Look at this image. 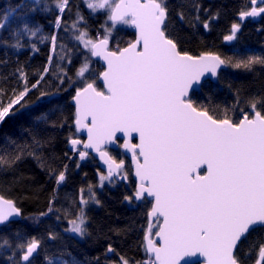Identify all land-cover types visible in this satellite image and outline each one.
I'll list each match as a JSON object with an SVG mask.
<instances>
[{"label": "snow or ice", "instance_id": "snow-or-ice-1", "mask_svg": "<svg viewBox=\"0 0 264 264\" xmlns=\"http://www.w3.org/2000/svg\"><path fill=\"white\" fill-rule=\"evenodd\" d=\"M83 3L93 15L105 14L101 24L103 35L99 31L95 38L90 35L79 6L75 19L70 22L63 19L65 12L72 14L70 0H20L0 17V34L6 27L9 29L8 37L0 35V47L19 49L23 47L22 36L35 37L43 27L32 19L33 13H56L55 20L50 21L51 33L42 38L50 41V53L43 70L36 73L35 83L29 86L27 73L18 67L17 78L23 87L12 88L11 95L0 87V122L50 95L75 87L72 96L75 132L69 135L68 144L78 155L76 167L89 157L91 150L106 165V174L98 171L100 188L105 182L115 185L118 180L127 181L125 161H118L108 151L110 145L122 147L131 154L136 178L134 191L124 199L130 204L147 201L151 205L142 244L145 258L130 260L109 244L105 255L117 254L119 264H181L182 261L188 264L186 257L197 256L203 264H246L253 249H258L255 264H264V96L249 100L250 111L240 108L241 116L236 119L227 111L222 116L210 112L189 95L194 85L205 86L201 78L206 74L218 77L222 67L252 71L254 65H264V57L249 55L233 61L210 51L200 55L182 51L168 34V0H83ZM258 3L261 6L241 10L239 20L264 14V0H250L251 5ZM193 8L199 13L198 4ZM178 16L185 19L183 12H178ZM10 17L15 21L11 26ZM216 18L218 14L201 21L197 14L190 26L195 27L199 22L208 30L210 21ZM118 25L135 29V39L127 42V46L122 47L114 36ZM60 29L70 33L69 38L78 45L69 48L58 43L62 39L57 32ZM240 30L241 23H233L224 40H236ZM13 39L16 43H11ZM31 48L39 51L35 44ZM77 53L83 59L74 78L61 62L71 65ZM92 58L103 61L102 71L91 67ZM48 76L59 82L55 92L40 88ZM65 83L68 87L62 88ZM33 90L39 95L30 103L26 97ZM81 132L86 133V140L74 138ZM118 134L123 136L122 145L117 144L121 139ZM27 155L45 168L46 160L35 151ZM24 157L25 152L20 149L11 159L0 156V165L7 170ZM67 167L64 165L59 171L47 168L50 178L55 179L54 193L66 181ZM55 203L53 196L48 201L47 212L39 215L61 211L54 207ZM71 203L77 210L64 231L84 238L90 234L86 209L90 203L99 205L100 200L89 185L87 195L81 188L78 199ZM64 211L67 218L69 213ZM21 215V209L12 199L0 195V226ZM60 219L57 215V220ZM154 228L157 230L153 231ZM58 236L56 232L48 233L50 241ZM0 240L3 246L12 247L6 237ZM41 245L40 239L32 237L16 245L19 259H13L16 251L9 259L12 264H32ZM44 261L76 264L63 254H46Z\"/></svg>", "mask_w": 264, "mask_h": 264}, {"label": "trees", "instance_id": "trees-1", "mask_svg": "<svg viewBox=\"0 0 264 264\" xmlns=\"http://www.w3.org/2000/svg\"><path fill=\"white\" fill-rule=\"evenodd\" d=\"M20 0H0V17L5 11L14 7ZM170 13L168 20V34L173 37L182 51H188L192 55H200L210 51L222 58L246 59L249 55L264 57V15L257 21L247 20L241 24V30L237 39L231 44L224 40V36L230 34L231 25L239 23L238 17L241 10H250V0H168ZM200 6L199 13L194 11L193 6ZM72 14L65 12L63 19L70 22L75 19L76 6L87 20L90 35L95 38L99 31L103 35L101 24L106 16L103 12L91 14L83 0H70ZM178 12L184 13V20L178 16ZM200 16L201 21L218 14V18L210 21V28L205 30L202 23L197 22L191 27L193 18ZM56 13H33L32 19L43 25L37 36H22L20 43L23 47H0V87L11 95L12 88L18 90L23 87L18 80L16 69L22 67L28 76L29 86L35 83L38 71H42L50 53V41L42 40L52 31L50 21L55 20ZM15 23L12 17L8 25ZM118 31L114 32L121 46L134 39V33L129 26L118 25ZM62 38L58 43H65L69 48L78 45L77 41L70 39V33L63 29L57 30ZM3 37L9 36L6 27ZM11 43H16L13 39ZM114 43V42H113ZM35 44L39 51H33L31 45ZM60 49L57 48V52ZM83 55L77 53L72 64L61 62L67 67L70 76L75 78L76 69L79 67ZM56 57L54 56V63ZM91 67L96 71H102L97 61L92 59ZM58 81L53 76L46 77L41 83V90L55 92ZM98 86L100 84L97 82ZM200 91L191 93V98L199 106L207 108L210 112L222 116L227 111L230 117L239 119V109L250 111L247 102L256 96H264V65L256 64L252 71L226 67L220 70L215 83L204 81ZM62 88H67L65 83ZM75 93V87L67 91H60L56 95L48 96L43 102L33 104L16 114L5 118L0 122V156L11 159L20 149L25 152V157L17 162L12 168L5 170L0 165V195L6 199H12L16 206L21 209V221H13L6 226L0 227V237H6L12 247L2 245L0 240V264H12L9 257L13 251L19 259V249L16 245L25 243L32 237L42 241L41 250L32 261V264H45L44 256L47 254H63L65 259L75 260L76 264H119V256L115 253L105 255L109 244L116 249L117 253L130 260L140 261L145 258L142 244L147 229V212L150 205L147 201L131 204L124 199L125 195L133 192V181L129 175L130 184H105L103 188L98 186V171L101 173L96 162L87 165L70 160V152L67 149L68 137L75 132L73 124L74 108L70 99ZM39 92L33 90L26 99L31 103L36 101ZM5 96L4 102H7ZM239 101V103H237ZM18 107V106H17ZM39 141V145L36 144ZM35 151L46 160L45 168L27 153ZM116 156V155H115ZM67 165L66 181L54 193L55 179L50 178L47 168L53 167L57 171ZM129 167L126 168L127 172ZM100 200V204L90 203L86 209L89 218V235L80 238L75 234L65 232L69 227L68 220L76 213V206L71 201L78 199L81 188L87 195L88 186ZM55 196L54 207L59 212L49 213L41 217L39 214L47 212L49 199ZM68 216L65 218V211ZM57 215L61 219L57 220ZM49 232L59 234L55 241L48 239ZM247 244L242 246L241 256L244 254ZM71 254L70 256L68 254ZM258 255V249L250 253L251 259L246 264H254Z\"/></svg>", "mask_w": 264, "mask_h": 264}, {"label": "water", "instance_id": "water-1", "mask_svg": "<svg viewBox=\"0 0 264 264\" xmlns=\"http://www.w3.org/2000/svg\"><path fill=\"white\" fill-rule=\"evenodd\" d=\"M254 6H255V7H259L260 4L258 3L257 5H252V7H254ZM250 10H251V9H250ZM262 15H263V14H262ZM259 18H260V16H259V17H255V18H251V17H249V18H246L243 22H241V21L239 20V17H238V21H239V23L243 24V23L246 22L247 20H254V21H257ZM129 27H130V26H129ZM130 29H131L132 32L134 33V39H135V29L132 28V27H130ZM134 39H133V40H134ZM225 42H226V41H225ZM232 42H233V41H232ZM232 42H226V43L231 44ZM126 46H127V45H126ZM92 59L95 60V61H97V62L100 64V66H102V64H103V61H102V60H100L99 58H92ZM223 69H226V67H222L221 69H219V70H218V73H219L220 70H223ZM216 80H217V77H212L210 74H206L205 77L201 78V84H202L204 81H209V82H211V83H215ZM98 82H99L100 85L102 86V82H100V81H98ZM199 91H200V87H197L196 85H194V86H193V89L190 90L189 95H190L192 92H197V93H198ZM74 94H75V93H74ZM70 104H71V105L73 106V108H74V102L72 101V98L70 99ZM74 111H75V108H74ZM73 124H74V123H73ZM74 129H75V126H74ZM76 135L82 136V137H84V140H86V133H85V132H81V133H78V134H76ZM118 135L121 136V140H122L121 145H122V143H123V136H122V134H118ZM135 141H136V140H135ZM136 142H138V141H136ZM78 147L82 148V145H81V146H78ZM108 148L116 149L117 146H115V145H110ZM67 149H68L69 152H72V151L70 150V146H69V144H68V146H67ZM119 149H120V151L126 156V158L128 159V161H129V163H130V168H131V171H132V172H131V174H132V178H133L134 182L136 183V178H135V175H134L135 167H134V165H133V163H132V160H131V154H130V153H126L125 150H124L122 147H119ZM88 151H89V153H91L92 157H93L94 159H96V160L99 162V167H100V169L106 174V165H103V162L100 161V159H99V157H98V154L92 152L91 150H88ZM74 156H75V154L72 152V156L70 157V160H72V159L74 158ZM150 207H151V206H150ZM149 210H150V209H149ZM147 219H148V217H147ZM21 220H23V219H22V216L13 218V219L11 220V222H13V221H21ZM148 223H149V220H148ZM147 226H148V224H147ZM0 227H1V226H0ZM154 238H155V237H154ZM155 239H157V241H158V238H155ZM256 258H258V255H257ZM185 261H188V264H197V262H199V264H203L202 258H199L198 256H197V257H186V258H185ZM181 264H184V261H182ZM254 264H255V262H254Z\"/></svg>", "mask_w": 264, "mask_h": 264}, {"label": "flooded vegetation", "instance_id": "flooded-vegetation-1", "mask_svg": "<svg viewBox=\"0 0 264 264\" xmlns=\"http://www.w3.org/2000/svg\"><path fill=\"white\" fill-rule=\"evenodd\" d=\"M100 65V64H99ZM98 82V81H97ZM99 83V82H98ZM101 86V85H100ZM193 93V92H192ZM191 95V94H190ZM74 138H79V139H81V140H84V137H82V136H79V135H76L75 134V136H74ZM121 142H122V140L120 139L119 141H117V144H119V145H121ZM133 142H136L135 140L133 141ZM80 148V147H79ZM108 151H109V153L111 154V155H113L114 156V158H116L118 161L120 160V159H123L124 161H125V170H126V168L127 167H129V171L130 172H127L128 173V180L127 181H117V185H119V184H121V185H123V186H127V185H129L130 184V182H129V175H130V177H131V179H132V181H133V191H134V188H135V182H134V180H133V178H132V174H131V168H130V163H129V161H128V159L126 158V156L120 151V149H119V147H117L116 149H111V148H108ZM116 155V156H115ZM72 156V152H70V157ZM70 159V158H69ZM72 160H75V161H77L78 162V155L77 154H75V156H74V158L72 159ZM93 161L94 162H96L97 163V165H98V167H99V162L96 160V159H94L93 157H92V155H91V153H89V157L87 158V159H85L84 161H80L79 163H86L87 165H89V164H91V163H93ZM99 169H100V167H99ZM100 171H101V173H104L101 169H100ZM105 174V173H104ZM105 184H108V182H105ZM134 203H136V204H138V203H141V202H136V201H133ZM150 205V204H149ZM151 206V205H150ZM157 229L156 228H154L153 229V231H156Z\"/></svg>", "mask_w": 264, "mask_h": 264}]
</instances>
